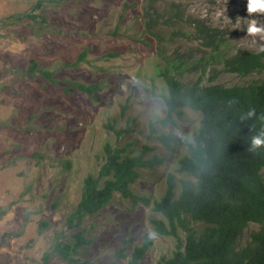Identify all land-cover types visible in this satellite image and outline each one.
<instances>
[{
    "label": "rangeland",
    "instance_id": "obj_1",
    "mask_svg": "<svg viewBox=\"0 0 264 264\" xmlns=\"http://www.w3.org/2000/svg\"><path fill=\"white\" fill-rule=\"evenodd\" d=\"M36 1L0 0V20L29 11ZM148 1L46 0L50 24L42 35H33L29 22L0 26V207H10L0 219V241L4 233L18 231L26 214L29 216L23 235L10 238L0 248V264H39L41 254L77 204L83 178L98 170L97 155L103 145L115 141V135L105 128L107 121L119 118L124 127L126 119L138 118L141 127H146L148 121L165 115L162 101L153 96L161 93L162 85L155 78L157 42L144 33ZM171 4H179L185 17L224 31L232 44L264 48V37L247 36L253 19L264 24V15L247 14V0H167L156 7L170 11ZM164 29L184 33L167 42L169 51L192 52L193 59H198L202 47L192 26L178 22ZM85 48L89 49L87 62L64 67ZM110 53L117 56L109 57ZM31 59L55 71L61 85L67 80L101 82L104 89L94 96L101 100L79 91L66 96L56 84L41 77L31 79L26 72ZM192 78L194 73L186 75V79ZM221 80L232 79L225 74ZM197 121V115L187 110L179 127L168 129L181 138L179 154L169 155L162 166L137 183L141 195L155 199L164 193L166 174L176 173L178 156ZM133 136L142 139L137 133ZM155 147L165 153L162 147ZM116 200L120 202L86 219L88 235L96 241L85 258L94 264L117 262L115 251L123 247V239L133 238L130 252L146 234L153 236L154 244L142 264H155L161 255H169L174 241L152 232L150 209L143 204L132 209L127 201ZM41 220L50 225L38 235ZM258 229V224L251 223L241 244ZM51 264L66 263L54 260ZM117 264H125V260Z\"/></svg>",
    "mask_w": 264,
    "mask_h": 264
},
{
    "label": "trees",
    "instance_id": "obj_2",
    "mask_svg": "<svg viewBox=\"0 0 264 264\" xmlns=\"http://www.w3.org/2000/svg\"><path fill=\"white\" fill-rule=\"evenodd\" d=\"M159 1L167 0L148 1L144 33L157 42L155 78L162 86L161 93L153 96L162 101L165 115L148 121L146 127H141L138 118L126 119L124 127H120L119 118L107 121L105 128L115 135V141L103 145L97 155L98 170L83 178L77 204L67 215L63 229L55 232L50 246L41 254L39 264L54 260L94 264L85 258L96 241L88 235L85 221L112 203H119L117 197L132 209L140 204L148 207L153 213L149 218L152 232L174 241L171 253L161 255L155 264H264V150L258 155L247 150L250 136L264 129V48L232 44L224 31L185 17L179 4H171L170 11H160L156 7ZM46 6V0H37L29 11L1 19L0 26L29 22L31 33L42 35L50 24ZM178 22L194 28L202 47L198 59H193L192 52L168 50L167 42L184 33L174 29L168 33L164 28L175 27ZM88 52L85 48L64 67L75 68L87 62ZM26 72L31 79L41 77L58 85L66 96L79 91L92 100H101L94 97L104 89L101 82L67 80L61 85L55 71L36 59L29 61ZM189 73L195 78L186 79ZM225 74L232 80H221ZM250 109H255L256 115L246 119ZM187 110L195 113L198 121L183 154L178 156L176 173L183 176L168 172L165 191L159 198L141 195L137 183L162 166L169 155L179 154L181 138L168 129H177ZM133 133L142 139H135ZM152 143L165 153H159ZM9 208L0 207V219ZM52 209H56L55 204ZM28 222L26 214L18 231L4 233L0 248L10 238L21 237ZM251 223L258 224L259 229L241 244ZM49 225V221L41 220L38 235ZM153 241V236L146 234L129 252L133 238L123 239V247L115 251L117 260L142 264Z\"/></svg>",
    "mask_w": 264,
    "mask_h": 264
},
{
    "label": "clouds",
    "instance_id": "obj_3",
    "mask_svg": "<svg viewBox=\"0 0 264 264\" xmlns=\"http://www.w3.org/2000/svg\"><path fill=\"white\" fill-rule=\"evenodd\" d=\"M246 11L249 16L264 15V0H247ZM246 33L248 37H264V24L258 25L257 21L253 19L249 23ZM255 115V109H250L245 118L251 119ZM247 150L253 155H258L261 150H264V129L250 136Z\"/></svg>",
    "mask_w": 264,
    "mask_h": 264
},
{
    "label": "crops",
    "instance_id": "obj_4",
    "mask_svg": "<svg viewBox=\"0 0 264 264\" xmlns=\"http://www.w3.org/2000/svg\"><path fill=\"white\" fill-rule=\"evenodd\" d=\"M28 224H29V222H28ZM28 224H27V225H28ZM26 228H27V226H26ZM26 228H25V230H26Z\"/></svg>",
    "mask_w": 264,
    "mask_h": 264
}]
</instances>
